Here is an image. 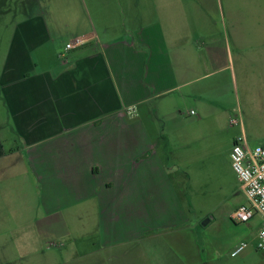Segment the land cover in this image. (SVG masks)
<instances>
[{
    "label": "crops",
    "instance_id": "obj_1",
    "mask_svg": "<svg viewBox=\"0 0 264 264\" xmlns=\"http://www.w3.org/2000/svg\"><path fill=\"white\" fill-rule=\"evenodd\" d=\"M34 1L0 65L9 117L0 123V191L18 169L36 182L38 208L25 227L40 234L57 232L64 210L73 220L92 212L102 239L89 252L99 257L84 264H110L127 240L135 245L131 264H211L203 224L190 221L180 189V149L195 141L190 125L212 135L222 120L232 126V143L242 136L250 147L264 144L263 41L254 55L239 53L236 67L229 35L198 31L201 14L185 1L162 0L155 19L143 23L133 10L132 28L113 35L99 34L85 0ZM77 36L85 43L67 49ZM234 45L242 47L241 39ZM224 59L233 101L223 100L217 83ZM233 117L239 122L231 124ZM8 138L19 145L8 146ZM124 201L130 228L110 222ZM3 208L0 234L11 218ZM6 250L0 243V264H12Z\"/></svg>",
    "mask_w": 264,
    "mask_h": 264
},
{
    "label": "rangeland",
    "instance_id": "obj_2",
    "mask_svg": "<svg viewBox=\"0 0 264 264\" xmlns=\"http://www.w3.org/2000/svg\"><path fill=\"white\" fill-rule=\"evenodd\" d=\"M85 1L99 34L107 31L113 35L125 32L127 27L132 28L131 15L135 11L140 15V20H137L139 23L155 19V6L162 0ZM180 1L194 4L193 9L201 14L202 20L201 26L197 27L198 31L202 30L205 36L210 38L224 37L226 33L229 35L236 67L240 64V59L237 57L239 53L250 55L252 52L254 55L256 41L262 40L261 45H264V0ZM36 6L34 0H0V9L3 10L0 12V65L15 23L30 16ZM233 23L239 25L233 26ZM236 39H241L242 47L237 48L234 45ZM66 41L67 39L62 45ZM227 64L228 59H224L218 65L221 72L217 76V83L221 85L223 100L233 101L231 67H224ZM3 117L9 119L0 97V123ZM157 126L158 128L160 126V129L162 127L161 124ZM231 127L229 121L222 120L217 133L214 132L212 135L204 133L200 136L198 132H194L199 128L197 125L189 126L192 131L188 130V132L195 141L180 149L179 164L182 167L178 171V174L182 175L180 189L191 222H198L202 226L203 221L210 217V221L202 226L204 229L202 237L204 253L211 264H264V248L258 247L257 237L261 223L260 214H255L245 222L235 221L231 216L240 205L248 203L246 194L240 189L233 167ZM5 133L9 134V131L6 130ZM6 143L8 146L19 145V140L8 138ZM167 150L171 156V164H174L172 143L167 144ZM12 176L14 177L9 179L5 190L0 191V194L5 196V198L1 197L3 203L0 204L11 216L6 233L0 234V243L7 248L4 252L8 253L7 262L69 264L73 257H77L81 260H76L75 264H84L99 257L98 253L89 255L92 243L100 242L102 239V233L98 228L99 219H96L92 212L88 213L89 210L88 214L85 212L83 217L78 219L76 217L75 220L69 218L68 211L64 210L65 223H61L57 232L40 234L36 229L25 227L38 208L36 182L32 181L33 185H31V180L23 177V169H18ZM123 203L122 214L110 222H114L117 227L130 228L132 225L130 202ZM85 206L86 203H83L76 208L82 209ZM73 210L75 208L69 209V211ZM127 241L130 243H124L122 248L113 252L116 255L114 254L115 258L109 262L110 264H131L132 248L135 245H131L130 240ZM243 243H246L247 247L239 254L233 255V251ZM130 246L132 248H129ZM147 252L144 250L145 261H147Z\"/></svg>",
    "mask_w": 264,
    "mask_h": 264
},
{
    "label": "built area",
    "instance_id": "obj_3",
    "mask_svg": "<svg viewBox=\"0 0 264 264\" xmlns=\"http://www.w3.org/2000/svg\"><path fill=\"white\" fill-rule=\"evenodd\" d=\"M85 41L84 37L77 36L68 42L66 47L67 49L75 48L84 44ZM190 112L196 113L194 109ZM238 122V118L231 119V124ZM231 158L240 189L248 198V203L240 205L231 216L235 221L245 222L255 214H260L258 247L264 248V144L250 147L244 137H238L233 142ZM246 247V243L241 244L233 251V255L239 254Z\"/></svg>",
    "mask_w": 264,
    "mask_h": 264
},
{
    "label": "water",
    "instance_id": "obj_4",
    "mask_svg": "<svg viewBox=\"0 0 264 264\" xmlns=\"http://www.w3.org/2000/svg\"><path fill=\"white\" fill-rule=\"evenodd\" d=\"M210 221V217L203 221V224H207Z\"/></svg>",
    "mask_w": 264,
    "mask_h": 264
}]
</instances>
